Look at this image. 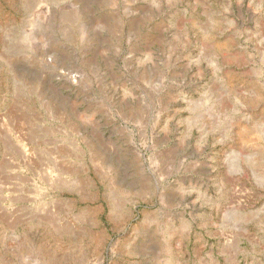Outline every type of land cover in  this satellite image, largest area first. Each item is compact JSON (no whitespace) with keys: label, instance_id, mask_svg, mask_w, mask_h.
<instances>
[{"label":"rangeland","instance_id":"rangeland-1","mask_svg":"<svg viewBox=\"0 0 264 264\" xmlns=\"http://www.w3.org/2000/svg\"><path fill=\"white\" fill-rule=\"evenodd\" d=\"M0 264H264V0H0Z\"/></svg>","mask_w":264,"mask_h":264},{"label":"water","instance_id":"water-1","mask_svg":"<svg viewBox=\"0 0 264 264\" xmlns=\"http://www.w3.org/2000/svg\"><path fill=\"white\" fill-rule=\"evenodd\" d=\"M137 206H139V205H136V207H135V209H134V212H135V211H137V209H136V208H137Z\"/></svg>","mask_w":264,"mask_h":264}]
</instances>
